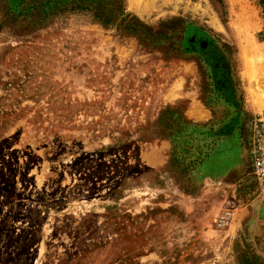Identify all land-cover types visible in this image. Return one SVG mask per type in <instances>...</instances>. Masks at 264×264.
<instances>
[{"label":"rangeland","instance_id":"1","mask_svg":"<svg viewBox=\"0 0 264 264\" xmlns=\"http://www.w3.org/2000/svg\"><path fill=\"white\" fill-rule=\"evenodd\" d=\"M261 112L264 0H0V264H264Z\"/></svg>","mask_w":264,"mask_h":264},{"label":"built area","instance_id":"2","mask_svg":"<svg viewBox=\"0 0 264 264\" xmlns=\"http://www.w3.org/2000/svg\"><path fill=\"white\" fill-rule=\"evenodd\" d=\"M253 171L256 180L264 191V112L256 113L252 119ZM232 217L231 211H225L215 219L218 226H226Z\"/></svg>","mask_w":264,"mask_h":264},{"label":"crops","instance_id":"3","mask_svg":"<svg viewBox=\"0 0 264 264\" xmlns=\"http://www.w3.org/2000/svg\"><path fill=\"white\" fill-rule=\"evenodd\" d=\"M224 92L226 94L225 96V101L230 104L233 105L234 107H238L240 106V102L241 101V96L238 97L237 92H238V88H236V86L233 84V81L231 80V83L229 86H224ZM239 99V101H238ZM261 226H263L261 224Z\"/></svg>","mask_w":264,"mask_h":264},{"label":"trees","instance_id":"4","mask_svg":"<svg viewBox=\"0 0 264 264\" xmlns=\"http://www.w3.org/2000/svg\"><path fill=\"white\" fill-rule=\"evenodd\" d=\"M100 18V17H99ZM101 19V18H100Z\"/></svg>","mask_w":264,"mask_h":264},{"label":"bare ground","instance_id":"5","mask_svg":"<svg viewBox=\"0 0 264 264\" xmlns=\"http://www.w3.org/2000/svg\"><path fill=\"white\" fill-rule=\"evenodd\" d=\"M252 91V90H251Z\"/></svg>","mask_w":264,"mask_h":264}]
</instances>
